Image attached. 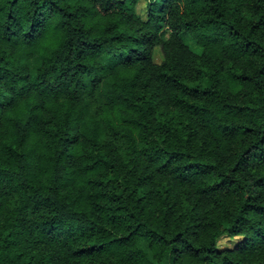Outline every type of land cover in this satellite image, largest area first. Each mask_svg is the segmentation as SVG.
Returning a JSON list of instances; mask_svg holds the SVG:
<instances>
[{
    "label": "clouds",
    "instance_id": "obj_1",
    "mask_svg": "<svg viewBox=\"0 0 264 264\" xmlns=\"http://www.w3.org/2000/svg\"><path fill=\"white\" fill-rule=\"evenodd\" d=\"M0 264H264V0H0Z\"/></svg>",
    "mask_w": 264,
    "mask_h": 264
}]
</instances>
